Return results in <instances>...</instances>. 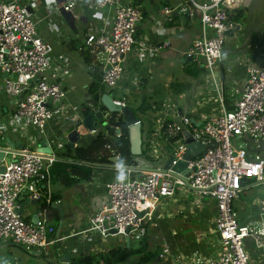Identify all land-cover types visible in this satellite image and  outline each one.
<instances>
[{
    "label": "built area",
    "instance_id": "2783aa9c",
    "mask_svg": "<svg viewBox=\"0 0 264 264\" xmlns=\"http://www.w3.org/2000/svg\"><path fill=\"white\" fill-rule=\"evenodd\" d=\"M39 2L0 0V75H4L1 96L13 106L15 124L19 122L20 130L29 136L35 131L43 133L52 148V153L48 154L29 146L16 147L13 159L9 163L5 161L6 170L0 173V239L9 240L29 252L46 250L62 239L55 238L56 228L49 219V207L54 202L50 170L60 159L57 151L62 145L59 134L48 137L46 130L54 120L60 122L59 128H62L65 121L87 112L68 86L74 69L68 53L62 49L68 33L77 32L78 22L87 17V11L92 12L93 22L87 23L83 36L74 43L81 54L87 52L92 58L91 69L98 66L100 70L102 90L97 98L93 96L98 103L91 101L89 94L85 98L88 99V112L101 111V120L107 119L106 125L114 113L102 103L103 94L112 93L114 103L130 107L127 94L114 96L126 76L127 56L136 48L137 56L144 61L170 45L169 41L151 45L145 37L138 39V24L144 10L129 0H54L46 2L44 18L36 11ZM81 2L86 9L82 7L81 14H77ZM236 2L186 0L175 7L163 5L159 8L164 24H170L176 13L186 17L200 12L201 35L193 40L186 55L212 77V84L197 108L200 112V106L206 105L208 111L196 118L192 115L193 109L191 113L184 110L180 113L179 104L173 107V103H167L165 106L173 110L175 117H161L156 132L136 163L121 164L120 156L112 151L118 159L113 161L115 170L122 178L106 184L108 204L92 214L88 225L76 235L131 237L153 219V208L163 199L174 197L180 188H188L214 200L219 249L212 258L204 257L199 251L192 260L164 251L159 253V258L171 259L170 264H264V261L254 260L244 248L245 240L251 238L258 250H264V221L260 226L243 224L234 206V200L242 192L264 186V157L260 152L264 150V44L253 46V50H260L257 60L241 59L247 79L231 108L227 106L223 82L217 73L225 41L239 25L230 17ZM52 14L61 16L64 26L54 28L50 41L41 35V23ZM115 113L122 115V112ZM138 122L142 125L139 117ZM115 129V137L120 138V127ZM186 131L188 136H185ZM99 132L100 126L89 130L93 135ZM187 138L205 144V149L187 160L189 174L183 177L171 167L184 159ZM232 138L245 139L247 147L236 148ZM159 153H168L167 160L159 161L163 158L158 157ZM169 158L172 166L165 169ZM26 195L39 200L41 206L48 205L42 207L36 222L17 212L21 198ZM257 205L264 216V192L258 197Z\"/></svg>",
    "mask_w": 264,
    "mask_h": 264
},
{
    "label": "crops",
    "instance_id": "0c3cea01",
    "mask_svg": "<svg viewBox=\"0 0 264 264\" xmlns=\"http://www.w3.org/2000/svg\"><path fill=\"white\" fill-rule=\"evenodd\" d=\"M129 1L140 5L144 10L143 19L138 24V39L140 37H145L148 39L151 45L162 44L166 41H169L170 44L169 46L163 47L154 58H147L144 61H142L139 56H137L136 48H134V51L131 52L126 58V76L120 82L122 88L129 90L130 93L134 92L137 96L139 95L141 97V106L143 105V107L140 108L142 111H140L141 115H138V117L142 119V145L143 151H145L146 147L148 146V141L151 139L152 134L157 130L159 118L163 117L164 115V113L162 114L159 112H155V115H153L149 110H147V114L143 113L145 109H149V93L156 94L161 92L162 89L165 95H171L175 101H177L179 98H181L180 96H182L186 104L185 106L179 104L180 109L184 110L185 112H189L191 109H193L194 111H192V115L196 118H199L200 116L205 115L208 111V107L206 105L202 107L200 106V112L197 111V108L199 107L202 98L206 95L204 74L209 72L199 68L197 64L190 60V58H188L186 55V51L193 40L201 35L199 31L193 32L190 29L191 26L194 25L192 22H198V20H200L199 11H196L193 16H189V19L186 20H184L183 15L176 13L173 21L170 24H164L158 12L159 8L163 5L175 7L186 0ZM45 5L46 0H42V3H39L36 9L42 8V14L46 16ZM82 7L86 9L84 2L80 3L77 14H81ZM248 8V6L245 7L243 11L239 9L236 11V13H234L235 10L233 9L231 12L233 19L240 23L239 18L245 17V14L249 12ZM86 14L87 17L83 18L81 21L84 26H86L87 23L90 24V22H93L92 12L87 11ZM248 15V19L254 23L253 8H251ZM55 16H58L60 19L54 21L52 17ZM255 22L259 24L260 27H263V29H259L258 31L262 33L259 41L256 40V37H253L245 47H242V49L239 46H236L233 50H225V52H223L222 61L217 67V73L223 82L224 94L228 107L232 106L233 102L239 97L238 91H241L247 79L246 68L241 59L243 57H249L257 60L260 55V50H253V46L256 43L264 44V14L262 17L256 19ZM63 26L64 20L61 18V16L52 14L50 15V18L42 21L41 34L43 32L45 35L42 36L45 39L51 41L53 39L52 34L55 31L54 28H62ZM239 26L240 28L243 27L241 24H239ZM259 26L254 27V32H256ZM78 31L79 29L77 32H69V36L64 41V45L62 46V49L68 53L71 61V53L73 51H78L72 43L83 36V33L78 35ZM234 33L235 32L232 34ZM82 58L84 59L83 56ZM179 60L183 63V65L180 64V66L177 67L176 63H179ZM189 61H191L192 66L185 65ZM72 63L75 67L73 61ZM87 65L89 72L92 74L91 76L95 79L90 84L83 85V87L87 89L85 97L89 94V98H91L93 95L90 93L89 89L93 82L101 80L100 70L98 66H95V68L91 69L90 65ZM157 74L160 80L157 79ZM1 80H3L4 83V75H0V81ZM3 83L0 85V112L2 114L1 117L5 118L6 120L0 121V133L3 135L0 139L3 138L5 144L0 143V146H7L6 138L10 137L11 141L18 144V147L24 145L29 146L32 149H38L40 146V140L45 138V135L35 131L33 134L29 133L31 135L29 136L20 130V127L17 124L19 122L15 124L16 116L14 108L8 102L5 96H1V87L3 86ZM68 86L71 88L74 94L76 86L71 85L70 80L68 82ZM56 121L57 120H54L49 124L48 129L46 130V135L48 137L61 134L71 126L69 123H66L67 125L64 123L66 127L63 124L62 128H59L60 122ZM156 121L157 124L155 125ZM105 129L106 127L104 129L100 128V131H105ZM59 130L61 131L59 132ZM31 131L33 130H30V132ZM93 138H95V135ZM63 139L64 138H62V140ZM65 141L66 143L63 141L65 143L64 148L57 151L60 159L51 167L50 170L52 198H55L53 205H60L62 213H60L56 208H52L50 206L49 212H51V214H49V219L51 224L56 228L55 238L62 239L50 244L51 248H47L45 250L48 256H44L45 258L43 259L35 257V255L39 253L27 252L11 242L0 239V264H62L60 261L65 255H68L70 258V262L68 264H73L74 258L90 255L95 256L96 260H98L103 256H106V254L113 248L118 247V245H114L112 248H109L107 245H104L103 240L107 238H101L97 234L76 235L75 233L84 229L88 225V220L92 214L99 212L104 208L105 205L108 204L109 195L106 184L109 181L119 179L121 174L115 170V162L113 161L105 164L84 163L81 161H74L71 156H65V145L68 144L66 139ZM78 142L75 144V147L79 146ZM167 158L164 157L160 160H167ZM135 160L137 161L138 157H136ZM82 174L89 175L91 178H83ZM179 191L182 190L179 189L176 195H178ZM27 198H29L28 195L23 196L20 200V204L24 203ZM174 198L172 200L170 199L172 203L170 206L171 209H162L160 207L161 202L155 206L153 208V219L145 224L147 231L154 230L156 236H162L161 245L159 247L157 246L158 252L161 253L164 251L165 253L182 254L184 260L196 259V252L198 251L206 258H212L213 256H216L217 249L214 243L207 237L209 232L215 228L214 217L209 213H197V215L194 214L196 215L198 224L194 223L193 227L188 231V233V229H186V233L181 234L177 229H171L170 220L171 217L174 218L182 214V209H187V207L183 206L182 203L184 202H182L180 198L175 200ZM39 212H42L41 203L37 205L28 203L24 205L22 215L25 218L33 221L34 215L38 214ZM155 214H157L156 217ZM34 221H37V219ZM241 223L249 224L251 222ZM64 229L66 231H64ZM191 235L193 237L195 236V239L189 241V236ZM123 237L124 246L126 245L129 247L132 245L131 237L129 244L127 237ZM147 237L148 236H145L140 241V247L143 249L146 248L145 252H142V256H144L145 253H150V243ZM16 247L18 249H16ZM20 251H23V255L20 253ZM25 253H30L34 255L36 260L41 259L44 262H32L30 258L24 256ZM251 256L256 261H264V250H259L258 253H255ZM141 258L140 260H142ZM170 260L171 259L162 260L158 255L157 261L150 259L146 263L152 262V264H170ZM128 262L129 261L127 259L125 264H128Z\"/></svg>",
    "mask_w": 264,
    "mask_h": 264
},
{
    "label": "rangeland",
    "instance_id": "374dc122",
    "mask_svg": "<svg viewBox=\"0 0 264 264\" xmlns=\"http://www.w3.org/2000/svg\"><path fill=\"white\" fill-rule=\"evenodd\" d=\"M47 3L50 2H54V0H46ZM39 3H42V0H40ZM236 8L234 9V13H236L237 10L241 9L243 11V9L245 7H249V12L251 10V8L254 9V23L248 19L249 18V12L245 14L244 18H239L240 23L243 27L238 29L234 34L232 35H228L224 47H223V52H225V50L230 51L231 49L233 50L236 46L240 47L242 49V47H245L247 45V43L253 38L256 37L259 41L260 37L262 36V33L258 32L259 29H263V27H260L259 24H257L255 21L256 19L260 18L263 16L264 14V0H237V5H235ZM36 11L38 13H40L41 17L44 18L45 15L42 14V11L39 9H36ZM52 19L55 20H59L60 18L58 16L52 17ZM248 19V20H247ZM45 20H47L45 18ZM194 25L191 26V31H199L201 33L202 31V27L200 24V20H198V22H192ZM255 26H259L258 29L255 31L254 27ZM78 29H79V33L78 35L84 33L86 26H84L83 23L78 22ZM258 32V33H257ZM41 35H45L43 32ZM255 35V36H254ZM73 46H75V43H72ZM71 59L75 64V67L73 69V73H72V79H70L71 81V85L76 86L75 89V95L78 97L77 101L79 102L80 106L84 108V110L86 109L87 112L89 111V104H88V99L85 98V94L87 89L83 87V85L86 84H90L92 81H94V77H92L91 73L89 72V69L87 68L88 65L85 62V60L82 58V55L77 51H73L71 53ZM183 61V60H182ZM177 67L181 65H183L182 62L176 63ZM185 65L188 66H192L191 61L187 62ZM206 70V69H204ZM157 79L160 80V78L158 77L157 74ZM204 79H205V83H206V87H205V91L211 86L212 84V77L209 73L204 74ZM100 81H97L98 85L100 86ZM3 83V80L0 81V85ZM128 97V103L130 105V107L132 109L135 110V113L137 115H141L140 114V108L143 107V105L141 106V97L138 95H136L134 92H126L125 90L122 89L121 85L119 84V86L116 88L114 96L115 97H122L123 95H126ZM149 102H148V108L149 109H145L143 111V113L147 114L148 111H151V114L155 115V112H159V113H165L163 116L169 117V118H174L175 115L173 113V110L167 106H165L167 103H173V107H175V105L180 104L182 106H185V100L183 99L182 96H180L181 98H179L177 101H175V99L171 96V95H165L163 93V90L161 89V92L159 93H149ZM80 99V100H79ZM91 101H96L95 98L92 96L90 98ZM96 103H98V101H96ZM155 104V105H153ZM153 105V106H152ZM147 107V106H146ZM2 114L0 112V121H5L6 119L1 117ZM75 120H77V117H73L70 120L65 121L66 123L72 124ZM159 120H162L161 117L159 118ZM64 122V123H65ZM107 122V119H103L100 121V128L104 129L107 125L105 124ZM1 123V122H0ZM63 123V124H64ZM157 124V121L155 122V125ZM61 130H59L60 132ZM145 133V132H144ZM2 133H0V138L2 137ZM94 135L88 133L86 135L81 136L79 143V146H88L91 141L94 139L93 138ZM60 137V144L62 145V148H64V144L66 143L65 141V137L63 135V132L61 134H59ZM62 138H64L62 140ZM65 143H64V142ZM0 143L5 144V141L2 139H0ZM232 143L236 148H239L240 145H243L242 147L246 146L247 141L245 139H239V138H232ZM247 147V146H246ZM261 155L264 157V150H261ZM157 155V153H156ZM158 157H168V153H164L158 154ZM159 160V159H158ZM164 161H166V159H163ZM162 161V160H159ZM153 165H157V163L152 162ZM178 195H176V197H171V198H165L161 201L160 203V207L162 209H171V200L174 198L175 199H181L183 206H186V208L182 209V214L178 215L177 217L172 218L171 217V224L170 227L171 229H177L179 231V233H186V229L187 233L188 231L193 227L194 223L198 224V220H196V215L197 213H209L214 217V213H215V203L214 200L210 197L207 196H203L198 194L197 192L193 191V190H189L187 188H180ZM184 191V192H183ZM264 192V186H256L253 187L252 189H249L247 191L242 192V194L239 195L238 198H236L234 200V206H235V210L238 216L239 221L241 222H251V224L253 225H258L260 226V223L262 221H264V216H262L260 214V209L259 207L256 205L257 204V199L259 196H261V194ZM183 196V197H182ZM171 199V200H170ZM203 205V206H202ZM49 214H51V212H49ZM196 214V215H194ZM157 214H155L156 217ZM190 216V218H189ZM214 225V224H213ZM66 228V227H65ZM64 231H66L64 229ZM190 234V233H189ZM148 236L147 239L149 241V250L153 251V256H152V260L153 261H157V257L159 255L158 252V247L161 245L162 242V236H156L154 230H148L147 231V227H143L142 229L136 231L135 233H133L131 235L132 238V253L130 254V256L127 258L128 259V264H141L140 263V258L142 257V253L137 252L138 248L140 247V241L145 237ZM208 239L211 240L216 249H219V239H218V233L216 231V228H214L213 230H211L208 234ZM195 239V236L193 237L192 235L189 236V241ZM104 245H107L109 248H112L114 245H118V248H123L124 246V237L123 236H112L109 237L107 239H104ZM7 242H11L9 240H7ZM12 243V242H11ZM14 244V243H13ZM17 245V244H15ZM19 247H21L20 245H17ZM158 246V247H157ZM22 249H24L23 247H21ZM47 248H51V246L49 245ZM52 248L54 249V247L52 246ZM117 248V247H115ZM245 250L247 252H249L251 255L258 253V249L257 247L254 245L253 241L251 238H247L245 240V246H244ZM16 249H18L16 247ZM25 250V249H24ZM26 251V250H25ZM29 252V251H27ZM20 253L23 255V251H20ZM31 253H39L37 255H35V257L38 258H45L44 256H48V254L45 252V250H35L34 252ZM24 256H27L28 258H30L32 260V262H38V263H42L44 262L43 260L39 259L36 260V258L34 257V255L30 254V253H25ZM146 264H152V262L146 263Z\"/></svg>",
    "mask_w": 264,
    "mask_h": 264
},
{
    "label": "water",
    "instance_id": "95a60500",
    "mask_svg": "<svg viewBox=\"0 0 264 264\" xmlns=\"http://www.w3.org/2000/svg\"><path fill=\"white\" fill-rule=\"evenodd\" d=\"M189 19V16L184 17V20ZM240 28H236L235 31H237ZM189 60V59H188ZM112 93L111 94H103L102 96V103L109 109L110 112H122L124 121L129 126L130 130V141H131V151L134 156L140 157L143 152V136H142V128L141 124L138 122V115L135 113V110L132 109L129 106L122 107L119 104H116L113 102L112 99ZM180 113H182V109H180ZM108 117V114L106 115ZM103 118V113L101 111L93 113V112H85L84 114H81L78 116L77 120H75L72 124H70V128L63 132V135L65 139L68 141V145L71 148L75 147V144L80 140L81 136L86 135L89 133V130L93 129L94 127L100 126V120ZM194 120V119H193ZM195 121V120H194ZM67 125V124H66ZM65 125V127H66ZM189 133L186 131L185 136H188ZM7 146H0V173L5 172L6 170V162H11L13 159L12 152L15 151L16 147H18V144L11 141L10 137L6 138ZM187 145L188 150L184 156L183 160H179L177 164L172 166V159L169 158L167 163L164 165L165 169L171 168L176 173H181L184 176H187L189 174V171L186 170L187 167V160H191L192 158L198 156L204 149L205 144L199 143L197 141H192L191 138H187ZM39 152L42 153H52V148L49 146L48 138H42L40 140V146L38 148ZM113 161H118L116 157L112 158ZM121 164H125L124 162H120ZM31 203L33 205H37L40 203L39 200H35L32 198H27L26 201L17 208L18 213L23 212V208L25 204ZM52 208H56L60 213H62V209L60 205H51ZM50 210V209H49ZM39 219V213L34 215V220ZM33 220V221H34ZM36 222V221H35ZM130 229H128L127 233H129ZM113 233H116V231H113ZM128 244L130 242V236H127ZM62 264H67L70 262V258L68 255H65L61 261Z\"/></svg>",
    "mask_w": 264,
    "mask_h": 264
},
{
    "label": "trees",
    "instance_id": "16d2710c",
    "mask_svg": "<svg viewBox=\"0 0 264 264\" xmlns=\"http://www.w3.org/2000/svg\"><path fill=\"white\" fill-rule=\"evenodd\" d=\"M230 17L233 19L232 13H230ZM84 60L87 64H90L92 58L87 54V52L82 53ZM102 90L101 86L95 81L90 86V93L97 98ZM231 108V106H229ZM119 126L122 132V136L120 138L115 137V127ZM108 133V134H107ZM174 140H177L175 137ZM66 152L65 156H71L74 161H81L84 163H110L113 157L112 151L114 154L120 156V161L124 162L128 165L136 163L135 158L131 151V141H130V130L127 123L124 121L122 115L117 113L112 114V116L108 120V124L106 126L105 131H100L95 138L91 141V143L84 146H76L71 148L68 144L65 145ZM83 178L90 179L91 177L86 174H82ZM55 199V198H54ZM46 203L42 204V207H47ZM132 245L125 246L123 248H113L110 250L106 256H103L101 259L96 260L95 256L85 255L80 258H74L73 264H125L127 258L132 253ZM146 248H138L137 252L142 253L145 252ZM153 252L145 253L142 256L141 263H146L150 259H152Z\"/></svg>",
    "mask_w": 264,
    "mask_h": 264
},
{
    "label": "clouds",
    "instance_id": "9594fccd",
    "mask_svg": "<svg viewBox=\"0 0 264 264\" xmlns=\"http://www.w3.org/2000/svg\"><path fill=\"white\" fill-rule=\"evenodd\" d=\"M122 178V177H121Z\"/></svg>",
    "mask_w": 264,
    "mask_h": 264
}]
</instances>
